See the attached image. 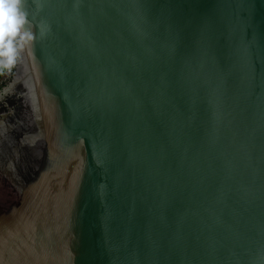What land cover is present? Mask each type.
Returning a JSON list of instances; mask_svg holds the SVG:
<instances>
[{"label":"water","instance_id":"1","mask_svg":"<svg viewBox=\"0 0 264 264\" xmlns=\"http://www.w3.org/2000/svg\"><path fill=\"white\" fill-rule=\"evenodd\" d=\"M26 7L0 264H264V0Z\"/></svg>","mask_w":264,"mask_h":264},{"label":"clouds","instance_id":"2","mask_svg":"<svg viewBox=\"0 0 264 264\" xmlns=\"http://www.w3.org/2000/svg\"><path fill=\"white\" fill-rule=\"evenodd\" d=\"M26 6L27 0H0V71H11L22 53L34 46L36 34ZM44 35L42 27L40 36Z\"/></svg>","mask_w":264,"mask_h":264},{"label":"trees","instance_id":"3","mask_svg":"<svg viewBox=\"0 0 264 264\" xmlns=\"http://www.w3.org/2000/svg\"><path fill=\"white\" fill-rule=\"evenodd\" d=\"M8 72V70H3L0 71V80L2 79V77Z\"/></svg>","mask_w":264,"mask_h":264}]
</instances>
